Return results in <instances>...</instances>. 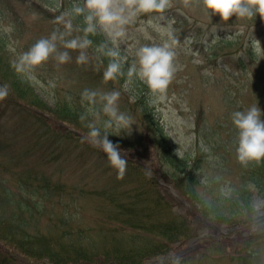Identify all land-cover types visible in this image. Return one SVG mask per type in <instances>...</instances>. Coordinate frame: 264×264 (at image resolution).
Wrapping results in <instances>:
<instances>
[{
    "label": "rangeland",
    "instance_id": "obj_1",
    "mask_svg": "<svg viewBox=\"0 0 264 264\" xmlns=\"http://www.w3.org/2000/svg\"><path fill=\"white\" fill-rule=\"evenodd\" d=\"M67 1L54 0L62 9ZM3 2L10 13L0 20V29L7 37L0 65L17 70L20 54L39 39L50 37L55 23L52 16L38 12L30 4ZM72 2L83 7V0ZM47 7L57 12L56 6ZM60 16L72 24L71 30L59 29L69 32L65 40L87 37L83 31L86 25L64 12ZM159 16L157 13L138 16L115 44L102 30L97 31L109 49L119 51L116 60L122 69L128 70L137 60L140 47L169 41L167 33L171 29L177 41L173 48L178 71L162 99L151 95L135 76L124 83L118 77L105 81L103 73L109 62L92 44L85 50L87 61L78 64L80 50L65 49L63 42L57 40V50L68 51L70 60L60 64L53 55L32 72L18 71L31 86V92L25 96H19L21 92L12 88L10 77L0 74V86H8L7 97L0 100V218L12 216L18 205L26 203L34 209L24 216L28 230L50 231L54 236L64 226L73 231V235L59 239L66 244L79 242L78 236H74L75 229H84L85 237L79 234L84 248L90 254L107 253L109 264H131L126 257L122 262L124 250L154 244L170 246L169 256L180 254L168 264H264V188L255 187L250 180L263 173L264 161L248 167L237 161V131L231 120L233 112L255 104L264 114V52L254 49L252 43L255 37L264 49V20L258 15L251 19L233 16L224 22L219 16L206 15L196 0L187 7L183 0H172V6L163 13L164 19ZM224 37L231 43L221 40ZM249 49L255 60L247 56L244 64H238L235 59ZM85 90L97 92L95 105L83 99ZM112 91L120 92L118 111L131 118L129 126L119 131L108 130V139L119 145L129 161L122 179H117L116 171L109 167L100 148H91L86 131L76 130L78 141L65 129H49L48 121L40 120L42 115L49 114L39 102L54 109L71 101L81 111L87 108V124L95 123L103 133V122L108 117L101 111L100 94ZM35 96L38 105L32 104ZM17 105L28 106L40 114L30 112V108L19 109ZM150 114L165 136L156 139L154 131L146 128ZM261 119L264 120V115ZM156 142L163 143L161 150ZM177 151L179 156L193 154V164L198 162L200 166L195 173L201 180L193 188L200 207L185 196L167 195L165 186L147 183V177L165 184L179 178L163 158L167 153L176 156ZM153 163L155 166L161 163L159 175L152 172ZM157 187L168 204L164 209L152 210L151 204L135 197L128 215L135 214V221L115 218L120 210L117 205L137 194L146 201ZM15 188L26 189L22 198L18 193L12 197ZM7 194L12 204H6ZM172 219V225L181 230L175 231L178 236L169 239L158 231L136 226L148 227L156 221ZM184 228L186 232H182ZM159 258L138 264H153ZM20 259L21 264H40L25 257Z\"/></svg>",
    "mask_w": 264,
    "mask_h": 264
},
{
    "label": "clouds",
    "instance_id": "obj_2",
    "mask_svg": "<svg viewBox=\"0 0 264 264\" xmlns=\"http://www.w3.org/2000/svg\"><path fill=\"white\" fill-rule=\"evenodd\" d=\"M192 0H183L185 7L191 4ZM201 4L206 15L219 16L221 21L227 22L233 16L237 18H254L257 15L264 20V0H196ZM172 6V0H83V7L74 6L73 12L76 15H84L86 27L85 33H95L97 29L102 30L112 41L125 35V28L140 15L152 13L160 14L159 18L164 19L163 13ZM57 23L63 22L66 29L71 30V21H65L64 17H58ZM152 23L151 19L148 21ZM69 32L53 31L50 37L41 38L27 51L20 54L16 63L17 71L32 72L55 55L58 63H67L70 60L68 51L57 50V40L63 42V47L69 50H80L77 63L83 64L87 61L85 50L92 44L87 37H77L65 40ZM169 41L161 45L142 46L136 52L137 60L133 62L127 71L129 77L135 76L149 89L151 95L163 98L169 85L172 83L178 65L175 63L176 52L173 45L177 43L168 29ZM254 49L264 52L260 42L253 40ZM106 45H100L97 51H102ZM109 57L120 56L118 50L108 49L105 53ZM122 65L118 60H110L103 73L105 81L113 80L117 75H123ZM8 95V86H0V100ZM83 99L95 105L97 92L85 90ZM120 97L119 91L100 94L102 103L101 111L108 117L103 122V133L95 123H89L88 138L93 146L99 147L106 155L108 165L117 173V179H122L127 166L128 159L122 154L118 144H113L108 136L109 129L115 128L119 131L122 127L130 125L131 118L118 111L117 102ZM262 112L257 104L247 110L235 111L231 115L236 136V158L243 166L259 164L264 161V120L261 119ZM84 119V117H81ZM179 151V149H178ZM178 151L176 155L178 154ZM178 264V262H177Z\"/></svg>",
    "mask_w": 264,
    "mask_h": 264
},
{
    "label": "trees",
    "instance_id": "obj_3",
    "mask_svg": "<svg viewBox=\"0 0 264 264\" xmlns=\"http://www.w3.org/2000/svg\"><path fill=\"white\" fill-rule=\"evenodd\" d=\"M3 1L4 0H0V20L5 18L4 15L10 13L9 11L10 8L9 9L6 8V4ZM14 1L16 2L18 1L24 4H30L39 12L52 16L53 18L61 17L60 13L64 12L66 14H69L74 19V21H77L82 26L85 25L84 15H76L73 12L74 5L72 0L67 1V6L65 7L67 9L65 8L62 9L60 4L59 7H57V3H55L54 0L47 2V4H49L50 6L57 7V12L54 13L48 10L46 6H44L45 9L44 7H41L39 2L35 0H14ZM17 19L16 21L18 24L19 21ZM88 37L91 40H93V42H95L96 44L102 43V40L100 39L101 38L100 35L97 34L96 32L88 33ZM6 41H7L6 34L3 33V30L0 29V56L4 53V50L6 48ZM107 50L108 48L105 47L101 51L103 57L105 58V60L108 59L113 60L111 59V57L105 54ZM122 71L124 74L117 75V77L121 81L130 80L129 76L127 75V71L125 69H122ZM0 74L3 77L11 78L12 88L15 89L17 93L18 91L21 92L18 93L19 96L20 95L25 96L28 92H31V86L26 82L25 79L22 78V76L18 73L17 70L12 69L9 65L6 64L3 66L0 65ZM34 99L36 101L33 100L32 104L38 105V101H39L38 98L35 96ZM79 100L80 99H77V101ZM39 103L44 105L45 107L44 110L49 114L47 116L42 115V118L40 119L43 122L48 121L47 128L52 130H57L59 128H62L65 129L70 136H74V137H76L75 136L76 130L80 131L83 129V131H86L88 135L89 132V128L87 127L88 117H85L87 108H82L81 111L77 106L73 105L71 101H67L66 104L63 106V108L55 107L54 109L46 107L44 103L41 102ZM17 108L23 110V108H30V107L24 105H17ZM29 110H31L30 112L34 111L40 114V112L37 110H32L31 108ZM144 110L145 109H143V111ZM33 115L37 116V113H33ZM81 117H84V119H81ZM64 122H68L69 124L72 125H69L68 123H64ZM59 123L61 124L60 126ZM65 125L71 129L69 130ZM147 128L154 130V135L157 137V139L163 134L162 128L157 125L152 114H150V118L147 119ZM159 140L161 139L159 138ZM162 144L163 143L159 142L158 145H162ZM91 146L95 147L92 144ZM163 147H164L163 150L166 152L167 150L166 145H164ZM164 157L166 159L168 158L166 161L170 163L174 173H176L177 175H184L182 179L179 180L177 179L176 181H173V186L178 191V193L181 196L189 197L191 200L193 199V201L197 203H201L193 192L195 183H197L198 181L197 180L198 176L195 175V172L193 171V168L195 166L191 168L192 163L190 162V159H187L185 156L178 157L174 155H168V153L165 154ZM153 164H154L153 167L154 170H158L159 164L157 166H155V163ZM196 166H198V162L196 163ZM199 169L200 167H198V170ZM262 169L264 168L262 167ZM250 180H252L251 182L259 189L264 188V183H263L264 171L262 174L259 175V177L253 176L250 178ZM150 182L151 183L154 182V184H156L155 181L150 180ZM24 190L26 191V189H23L22 191L19 190V188L17 189L15 188V190L11 195L13 197L14 193H18L19 196L22 198L23 194L26 193ZM157 195L159 196L158 202L156 199L155 203L153 202L151 204V201H149V199H146L145 201V199L142 196H141V201L145 202V204L147 205L151 204L150 209L152 210L158 211L160 209H164V207L168 206V204L162 203L160 195L159 194ZM5 199H6V204H12V198L10 197V195L7 194L5 196ZM31 211H34V209L31 206H28V204L26 203H21L20 205L17 206L16 211L12 213V216L7 218H0V264H21L20 257L28 258L29 260H33L40 264H109L110 261L107 258H105L107 256V253H100L97 255L90 254L84 248L85 244L83 243V241L80 240L81 237L79 236V234H81L83 237H85L86 230L84 229H75L76 233H74L75 234L74 236L76 235L78 236L79 242L66 243V244L62 243L59 239L73 235V231H71V229H67L64 226L60 227L58 234L54 236L50 231H48L49 233H43L41 231L36 232L34 230H28L27 222L24 216H26L25 215L26 213H30ZM217 217L221 218L219 214H217ZM131 218L132 217L130 216V220ZM173 220L174 219L165 221L167 223L156 221V224L150 225L148 227L139 226L140 224L136 226L142 228L145 231L146 230L158 231L163 236L167 235L165 237L169 239L170 238L169 236H174V237L178 236V234L175 231L181 230V229H177L175 225H172ZM252 220L254 221L255 219ZM179 224L181 225V223ZM182 230H183L182 232H186V228ZM100 232L103 235V237H106V232L103 233V230ZM124 251H123L124 254L122 256L123 257L122 262H124L126 257L128 260H130L131 264L143 263L146 258L153 259L158 256L166 255L171 252L170 246L157 245V244L148 245L143 249L136 248L135 250L129 249ZM125 254H127V256H125ZM96 258L99 260H97Z\"/></svg>",
    "mask_w": 264,
    "mask_h": 264
},
{
    "label": "bare ground",
    "instance_id": "obj_4",
    "mask_svg": "<svg viewBox=\"0 0 264 264\" xmlns=\"http://www.w3.org/2000/svg\"><path fill=\"white\" fill-rule=\"evenodd\" d=\"M160 262H158V263H155V264H159Z\"/></svg>",
    "mask_w": 264,
    "mask_h": 264
}]
</instances>
